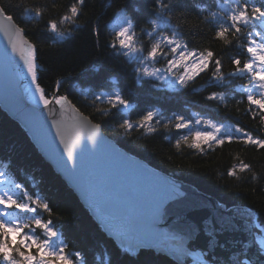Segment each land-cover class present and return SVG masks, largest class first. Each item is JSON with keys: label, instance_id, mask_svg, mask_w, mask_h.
<instances>
[{"label": "trees", "instance_id": "16d2710c", "mask_svg": "<svg viewBox=\"0 0 264 264\" xmlns=\"http://www.w3.org/2000/svg\"><path fill=\"white\" fill-rule=\"evenodd\" d=\"M225 0H165L171 5L170 27H176L189 48L197 51L211 50L221 59L223 71H234V58L242 62L250 60L249 54L239 45L246 44L245 36L233 39L230 44L215 38L219 21L224 15L220 7ZM73 0H0L15 23L25 29L27 38L39 49L38 79L46 92L57 91L55 81H61L60 95L67 96L93 123L100 124L101 132L115 145L136 157L151 168L186 184L203 196L212 199L220 209L253 214L256 223L264 232V150H257L241 143H225L214 151L200 154L181 145L177 150V132L169 125L164 129L157 125V133L143 135V130L125 135L117 125L123 119L133 122L148 110L158 111L166 122L173 115H183L186 120L198 116L223 123L226 127L239 125L251 134L264 136V122L248 114L246 94L238 89L248 84V78L228 77L227 83L217 85L210 81V73L202 74L187 89L173 91L168 85L144 78L138 82L136 63L127 57L118 56L111 48L115 42L117 23L132 20L137 36V46L147 49L151 38L150 21L157 18L155 0H86L83 14L73 24L60 26L65 38L59 39L46 28L49 19L59 21ZM261 4L264 0H249ZM234 7L235 0H228ZM42 9L38 22L29 19L32 9ZM213 13H216L213 18ZM163 61L160 66H163ZM156 84L157 87L152 85ZM121 92L133 108L126 113L113 109L107 117L93 106L94 95ZM214 92H223L227 106L206 97ZM242 101L237 104V101ZM100 107L106 103L96 102ZM258 111V110H257ZM196 128L201 127L195 125ZM187 132V130H183ZM169 139L165 140L164 137ZM243 160L252 165V172L240 175L236 180L227 176L233 165ZM0 172L13 184L20 183L25 191L49 203L52 219L60 233L59 239L68 245L67 251L79 252L85 264H178L171 258L149 249L129 250L114 243L94 222L86 208L78 201L71 189L41 157L23 128L0 109ZM253 173L257 179H251ZM19 192L18 195H22Z\"/></svg>", "mask_w": 264, "mask_h": 264}, {"label": "snow or ice", "instance_id": "6c2138e0", "mask_svg": "<svg viewBox=\"0 0 264 264\" xmlns=\"http://www.w3.org/2000/svg\"><path fill=\"white\" fill-rule=\"evenodd\" d=\"M85 4L86 0H73L59 21L55 19L47 21V30L59 39H64L65 31H60V26L68 23L79 27L77 21L83 14ZM235 5L230 7L228 0L220 5L225 15L217 21L219 28L215 32V38L230 44L229 34L233 39L245 36L247 43L239 46L251 59L242 62L241 59L234 58L231 62L235 66L234 71L227 74L223 71L221 59L216 58L213 51L189 48L176 27H172L171 32L166 33V28L171 26V16L167 14L171 5L165 3V0H155L157 18L149 22L151 31L145 32L152 41L147 49L143 45L137 46L133 22L127 18L124 25L116 31L115 42L111 44V48L116 55L127 57L130 63L137 64L134 71L138 82L144 78L163 81L173 91L177 86L179 89L189 88L197 78L207 73H210V81L218 86L227 83L228 77H246L248 84L241 86L238 91L246 94L249 105L247 112L253 120L258 117L264 122V3L258 5L249 3V0H235ZM24 11L34 13L29 17L34 23L43 15L42 9L38 6L32 9L25 8ZM215 16L216 13H213V18ZM0 33L6 38L12 53L19 56L22 61L39 103L53 117L52 127L55 128L66 154V165L73 161L74 151L80 148L82 142L84 148H87L88 144L99 146L101 125L93 123L67 96L59 94L61 81H55L57 91L49 98V93L38 79L39 49L27 38L25 29L15 23V17L8 14V10L2 4ZM161 61L164 62L163 66L157 67ZM152 86L157 87L156 84ZM206 99L227 106V97L223 92H214ZM97 101L106 103L108 107L98 106ZM241 102L238 100L237 104ZM92 103L96 111L105 117L109 116L113 109L126 113L133 108L132 102L121 92L96 94ZM53 105L58 106V111L52 107ZM57 116L59 119L55 118ZM157 125H162L164 129L172 125L177 132L174 147L178 151L183 144L200 154H207L209 149L214 151L226 142L241 143L257 150H264V136H254L239 125L226 127L223 123L203 116H198L193 122L186 120L183 115H173L165 122L158 111L148 110L135 122L123 119L117 127L125 135L143 130V135L150 136L159 131ZM195 125L201 127L196 128ZM164 139L168 140L169 137L165 136ZM246 172H252V165L240 160L238 164L228 169L227 176L239 180L238 173ZM5 175L4 172H0V185L12 184V181L4 179ZM251 179L255 181L257 176L253 173ZM13 187L22 195L13 194L7 187L0 190V264H85L79 252L67 251L68 245L59 239L60 233L52 219L44 218V214L48 217L53 214L49 203L30 195L20 183H15ZM171 187L174 191V186ZM164 202L152 209L153 227ZM173 250L180 255L188 254L183 240L176 242ZM261 250L264 251V248ZM200 264L205 262L201 261ZM239 264L250 262L240 261Z\"/></svg>", "mask_w": 264, "mask_h": 264}, {"label": "water", "instance_id": "95a60500", "mask_svg": "<svg viewBox=\"0 0 264 264\" xmlns=\"http://www.w3.org/2000/svg\"><path fill=\"white\" fill-rule=\"evenodd\" d=\"M33 90L22 61L0 33V109L23 128L45 162L116 244L149 249L178 264H264V234L252 213L220 209L212 199L118 148L101 130V144L84 148L82 142L66 165L53 117ZM52 107L58 111V106ZM161 202L153 227L151 212ZM179 240L187 255L173 250Z\"/></svg>", "mask_w": 264, "mask_h": 264}, {"label": "rangeland", "instance_id": "374dc122", "mask_svg": "<svg viewBox=\"0 0 264 264\" xmlns=\"http://www.w3.org/2000/svg\"><path fill=\"white\" fill-rule=\"evenodd\" d=\"M124 23H125V21L123 22V21H120L119 23H117L118 25H116L117 26V29L119 30V28L122 26V25H124ZM157 67H162V66H160V63H158L157 65H156ZM31 81V80H30ZM159 82H161V83H164V84H166L165 82H163V81H159ZM167 85V84H166ZM31 86H32V84H31ZM33 87V86H32ZM33 94H34V90H33ZM34 97L38 100V97H36L35 95H34ZM4 187H7L10 191H15V188H13V187H11V186H7V185H0V190H2ZM258 228H259V231L261 232V233H263L264 234V232H263V230L261 229V227L258 225Z\"/></svg>", "mask_w": 264, "mask_h": 264}]
</instances>
